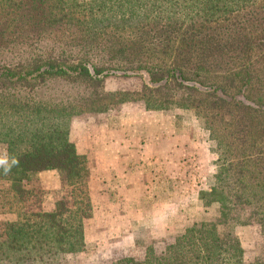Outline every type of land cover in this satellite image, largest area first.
<instances>
[{
  "label": "trees",
  "instance_id": "1",
  "mask_svg": "<svg viewBox=\"0 0 264 264\" xmlns=\"http://www.w3.org/2000/svg\"><path fill=\"white\" fill-rule=\"evenodd\" d=\"M111 78L142 86L108 91ZM138 101L193 113L215 172L200 221L163 252L114 264H264V0H0V264H66L87 250L92 170L73 123ZM48 171L68 194L37 210ZM247 226L262 239L251 260L237 233Z\"/></svg>",
  "mask_w": 264,
  "mask_h": 264
},
{
  "label": "crops",
  "instance_id": "2",
  "mask_svg": "<svg viewBox=\"0 0 264 264\" xmlns=\"http://www.w3.org/2000/svg\"><path fill=\"white\" fill-rule=\"evenodd\" d=\"M162 116L146 110L136 115L124 105L103 122L72 126L71 140L92 170L94 232L90 235L86 229V242H94L102 252L134 250L141 230H147L152 241L167 239L201 212L198 195L204 188L193 177L194 142ZM159 122L168 124V130ZM46 174L58 176L48 171L41 178ZM46 188L58 189L57 178Z\"/></svg>",
  "mask_w": 264,
  "mask_h": 264
},
{
  "label": "rangeland",
  "instance_id": "3",
  "mask_svg": "<svg viewBox=\"0 0 264 264\" xmlns=\"http://www.w3.org/2000/svg\"><path fill=\"white\" fill-rule=\"evenodd\" d=\"M145 81H148V78L146 76ZM105 85L106 90L108 91H138L141 89L142 80L137 78H111L107 80ZM124 105L136 115L137 113L145 110L144 104L141 101L128 102ZM124 105L115 104L111 107L110 111L104 114L82 115L74 121L73 125H77L78 123L90 120L103 122L105 120V116L116 114L117 111L120 110ZM162 117H165V119L171 121L172 124H170L169 126H173L174 128L176 127L179 134L188 137L186 140L189 139L194 142L193 151L195 153V169L193 171V177H195L196 182L199 184V186L202 187L203 185V188L207 189L211 181V176L215 172V167L213 164L215 157L209 152L207 134L200 128L195 116L191 112L186 113L181 110H177L172 115H164ZM149 124L152 125V122H149ZM154 124H158V122L155 120ZM159 125L163 126L162 128H166V126H168V124L162 122H159ZM156 130L159 129L157 128ZM57 175L58 176L54 175L52 177V174H46V176H43V178H41L40 175L39 181L34 184L35 189L40 190L42 193L34 201L35 209L42 211L52 210L58 200L67 196V190L62 186L59 173ZM54 178H57L59 182V188L52 191L46 188V183H49L50 185V182L53 181ZM197 212L198 210L195 209V214ZM212 214H214V210L212 211ZM197 216L198 217L194 221L189 222V224L195 221H200L205 216L203 207L201 209V212L199 210V215L197 214ZM8 219H10V217L0 216V224ZM87 224L88 226L86 227V229H88L90 235H93L94 226L90 221L87 222ZM237 233L245 250V257L247 260H251L254 256L260 253L262 248V239L260 230L257 226L240 227L238 228ZM175 236H177V234L172 235L167 239L163 238L159 241H152L150 236L148 235V231L141 230L138 234L136 248L132 251H123L122 253L116 251L114 253L106 251L102 252L98 249V247H96L94 242H90L89 244H87V250L84 253L67 256L66 264H114L117 260L124 257L143 259L148 247H154L157 253H161L165 250V247L172 241V239L175 238Z\"/></svg>",
  "mask_w": 264,
  "mask_h": 264
}]
</instances>
